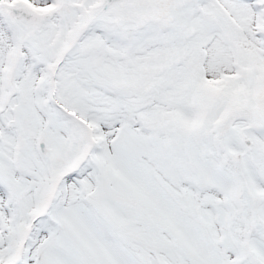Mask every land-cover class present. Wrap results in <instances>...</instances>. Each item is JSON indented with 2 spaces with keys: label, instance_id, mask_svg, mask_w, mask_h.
Returning a JSON list of instances; mask_svg holds the SVG:
<instances>
[{
  "label": "snow or ice",
  "instance_id": "snow-or-ice-1",
  "mask_svg": "<svg viewBox=\"0 0 264 264\" xmlns=\"http://www.w3.org/2000/svg\"><path fill=\"white\" fill-rule=\"evenodd\" d=\"M0 264H264V0H0Z\"/></svg>",
  "mask_w": 264,
  "mask_h": 264
}]
</instances>
